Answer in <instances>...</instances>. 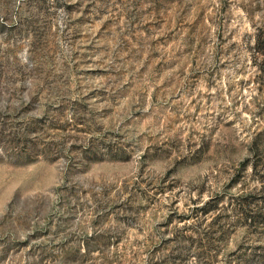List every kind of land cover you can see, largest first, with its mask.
<instances>
[{"label":"rangeland","instance_id":"obj_1","mask_svg":"<svg viewBox=\"0 0 264 264\" xmlns=\"http://www.w3.org/2000/svg\"><path fill=\"white\" fill-rule=\"evenodd\" d=\"M0 264H264V0H0Z\"/></svg>","mask_w":264,"mask_h":264}]
</instances>
